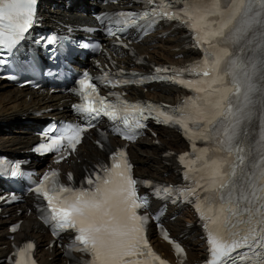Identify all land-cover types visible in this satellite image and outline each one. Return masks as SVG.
I'll return each mask as SVG.
<instances>
[{
  "label": "snow or ice",
  "instance_id": "6c2138e0",
  "mask_svg": "<svg viewBox=\"0 0 264 264\" xmlns=\"http://www.w3.org/2000/svg\"><path fill=\"white\" fill-rule=\"evenodd\" d=\"M144 2L152 5L155 0ZM36 4L37 0H0V49L9 50L8 57L33 26ZM172 7L173 3L160 0L158 7L151 8V16L189 25L195 31L193 46L204 52L202 63L189 69L201 79L176 81L197 94L184 103L179 114L150 105L118 109L103 99L93 101L91 93L96 87L89 82L88 73L78 81L87 102L74 107L87 114L89 127L102 114L122 119L128 139L145 126L141 119L154 115L158 122L180 126L189 140L202 141V148L192 144L194 159H188L187 153L180 156L188 168L184 179L191 184L163 191L169 197L175 191L185 200L196 198L211 245L207 264H264V0H183V7L170 11ZM120 15L123 20L116 23L128 26L138 25L149 13L139 19L132 12ZM43 39L55 42L54 37ZM6 62L0 56V68ZM254 118L260 120L261 128L258 138L249 141L248 124ZM85 131V127L70 124L51 137L46 147L58 152L75 150ZM111 159L103 175H90L87 187L79 190L58 186L55 181L49 185L50 177L57 176L55 171L45 174L35 186L34 192L47 201L54 234L75 230L78 235L72 239L82 245L78 250L90 254L86 264H166L145 237L149 217L137 210L145 208L147 201L138 195V182L131 176L125 152L113 154ZM191 173H200L199 178ZM176 251L184 250L176 244Z\"/></svg>",
  "mask_w": 264,
  "mask_h": 264
},
{
  "label": "bare ground",
  "instance_id": "6f19581e",
  "mask_svg": "<svg viewBox=\"0 0 264 264\" xmlns=\"http://www.w3.org/2000/svg\"><path fill=\"white\" fill-rule=\"evenodd\" d=\"M60 0H52L47 5V12L51 16L65 17L68 10H63L59 6L51 7V3ZM86 6L95 4V0H82ZM63 4V3H62ZM76 18L83 13L70 12ZM154 47L155 50H150ZM134 53L143 56L150 64L166 63L174 60L175 57L182 59L194 58L197 53L190 46V42L180 31H169V27L163 28L150 36H147L134 45ZM126 61L132 62V58L124 56ZM153 91L148 92L153 97L166 100L175 95L174 87L153 85ZM149 91V88H148ZM69 100L59 93H48L45 91H31L29 89H19L9 86L7 83H0V149L9 153L24 151L30 146L33 140L29 131L30 127L41 122L40 117L33 115V111L38 109H52L53 114L67 111ZM28 120V122H24ZM3 123V125H1ZM261 128L260 120L253 119L251 134L248 140L258 138ZM111 145L118 143L116 139L110 140ZM184 149V144L179 136L166 128L156 129V136L146 132L144 136L130 144V156L135 163V171L142 175L156 179L164 176L173 179L177 176L178 167L176 165V155ZM170 152L168 155L165 153ZM107 157L91 140H85L77 149L74 156H70L59 167L65 172L71 170L76 179L81 178L83 168L95 163L105 161ZM47 162V161H46ZM43 165L44 162H38ZM30 197H25L24 202L17 206H11L0 210V258L13 250V245L29 239H36L37 249L42 264H66L62 246H49L50 237L45 227L39 220L35 212V206ZM180 212L174 220H168L171 230L177 235L186 229V222ZM188 218V215H187ZM194 222L193 218L187 219ZM20 221L18 231L11 233L8 225ZM154 245L164 254L171 256L172 251L169 245L153 238ZM186 245V259L196 261L202 258L204 253V242L199 235V229L195 228L190 234H184L182 238ZM195 245L198 247L195 248ZM162 257V255H161ZM160 257V258H161ZM2 264V263H0ZM158 264V262H157ZM167 264V263H166Z\"/></svg>",
  "mask_w": 264,
  "mask_h": 264
},
{
  "label": "rangeland",
  "instance_id": "374dc122",
  "mask_svg": "<svg viewBox=\"0 0 264 264\" xmlns=\"http://www.w3.org/2000/svg\"><path fill=\"white\" fill-rule=\"evenodd\" d=\"M184 217H185V215H183V217H182V218H184ZM196 247H198V245H195V248H196Z\"/></svg>",
  "mask_w": 264,
  "mask_h": 264
}]
</instances>
